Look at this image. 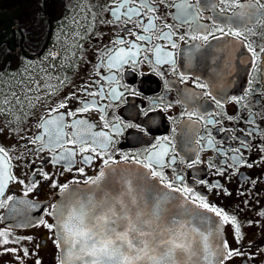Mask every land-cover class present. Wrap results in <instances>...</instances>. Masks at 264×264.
I'll use <instances>...</instances> for the list:
<instances>
[{
  "label": "snow or ice",
  "instance_id": "6c2138e0",
  "mask_svg": "<svg viewBox=\"0 0 264 264\" xmlns=\"http://www.w3.org/2000/svg\"><path fill=\"white\" fill-rule=\"evenodd\" d=\"M200 6L201 0H109L99 6L100 12L108 14L105 18L93 11L95 5L82 0L79 6L82 19L73 17L74 43L69 47L73 49V57L83 59L77 55L84 48L80 41L95 36L100 44L94 50L95 79L84 82L54 106L45 105L44 114L35 110L44 98L58 94L59 87L65 85L66 77L61 79L57 76V86L48 81L57 68L65 67L63 61L67 56L42 69L43 74L35 75L27 67L25 71L28 75L21 73L19 68L10 73L8 57L0 61V117L12 116L20 123L31 113L36 117V133L27 138L20 136L25 148L32 155L47 151L50 154L49 163L62 165L63 172L76 173L66 183H60L54 175L33 169L34 175L42 176L56 190L57 202L38 206L31 200L15 201L12 195H6V191L11 183L23 185L25 181L15 176L13 156L8 149L0 146V197L4 198L0 199V208L9 207V202L18 203L22 207H12L11 211L23 214L28 226L38 224L51 231L58 250L57 264H227L234 257L245 255L242 248L233 246L243 239L237 217L210 203L203 188L198 189L196 185H203L207 192L222 190L226 196L231 193L219 181L209 183L206 179H197L190 183L184 175L176 172V148L169 136L150 142L141 152L124 153L114 149L122 127L138 126L110 122L106 117V109L110 105L100 104V101L105 100L114 104L124 96L123 91L112 85L128 90L126 85H120V77L126 67L135 70L137 65L148 63L156 71V66L167 64L175 72L176 53L166 48L179 49L188 63L197 53L201 54L202 61L207 60L212 48L210 37L213 40L231 37L225 42L226 55L231 56L242 47L245 51L241 53L243 59L240 63L250 64V71L257 70L261 54L264 53V44H257L250 37L259 36L264 40V31H255V28L264 29V2L212 0L211 3H205L203 7L206 9L215 10L219 7L211 26L201 23L204 17ZM169 9L175 11L170 12ZM229 11L231 15H228ZM168 16L177 23H168ZM97 24L113 30L107 43H102L105 33L95 31ZM75 26L83 28L84 32L75 30ZM185 26L190 31L181 33L179 29ZM188 40L198 43L192 44L184 52L180 49L179 41ZM157 41L166 43L162 45ZM205 45L207 50L201 51ZM49 58L57 60L51 52L45 57ZM157 74L162 75L159 72ZM187 79L184 73L180 74L182 82ZM247 83L249 88L241 96L230 98L233 104L246 107L244 101L248 95L258 91L251 87L253 80ZM105 84L108 85L107 89ZM196 87L204 90L199 95L209 97L219 108L224 107L223 101L207 90L209 84L197 82ZM90 88L94 90L89 91ZM196 95L189 94L191 97ZM82 97L92 99L82 100ZM92 110L100 113L98 120L102 130H94L98 124L84 117L85 113ZM223 114L228 120L238 119L228 116L226 112ZM205 115L210 116L211 113L205 111L201 115L189 109L186 112L188 128L198 129L199 125L193 117L204 120ZM249 122L254 125L251 118ZM209 123L215 125L217 121L208 120L205 130ZM256 131L258 127L254 125L252 130L247 131V137L254 136ZM0 132H3L2 128ZM236 139L239 140V146L232 151L239 155L231 159L236 162L238 172L239 166L251 168L255 162L249 163L245 158V150L250 147L247 139ZM192 143L199 144L200 141H193L189 135L188 146ZM37 145L39 147H35ZM207 146L212 147L213 142L209 140ZM259 150L264 152V146ZM223 154L227 155L226 152ZM97 161L96 175L88 176L84 166L92 167ZM29 163L33 164L34 161ZM77 163L83 166L76 167ZM200 163L199 156H196L190 158L187 167L191 169ZM220 164L222 167L218 168L209 165L216 168L215 175L224 176L228 169L234 167L224 160ZM168 168H171V172L165 171ZM231 175L229 173V178ZM38 187V181L32 180L26 186L24 196ZM33 212L40 213L36 220L28 215ZM260 215L264 216V212ZM43 216L51 217L53 222L49 223ZM226 226L231 228L228 233L231 239L225 236ZM10 235L9 229L0 230V246L21 242L20 237L10 240ZM21 250L24 256L29 255L27 249H4L13 253ZM35 264H41V261L37 260Z\"/></svg>",
  "mask_w": 264,
  "mask_h": 264
},
{
  "label": "flooded vegetation",
  "instance_id": "af4514ba",
  "mask_svg": "<svg viewBox=\"0 0 264 264\" xmlns=\"http://www.w3.org/2000/svg\"><path fill=\"white\" fill-rule=\"evenodd\" d=\"M74 1L0 0V61L5 56L8 57L10 73L19 68L21 73L28 75L29 73L25 71L27 67L34 75L36 73L43 74L41 70L45 69L43 68L45 57L49 52L56 55L61 43L65 45V48L67 47V51L62 48V57L70 53L69 59L63 61L65 67L57 68L52 79L48 81L57 86L59 81L56 77L59 76L61 79L66 77V83L59 87L58 94L44 98L43 103L35 110L40 114H44L45 105L54 106L69 92L81 87L84 82L95 79L94 50L100 46L95 36L80 41L84 48L77 52V55L82 56L83 59H76L71 55L73 49L69 46L74 43L72 39L73 17L82 19L83 15L76 9L71 10ZM87 2L96 6L93 11H96L98 15L108 17L107 13L100 12L99 6L108 3L109 0H87ZM211 2L212 0H201L200 6L204 17L201 23H206L209 26L212 25L215 13L219 12V7L215 10L203 7L205 3ZM81 3L82 0L75 1L78 7ZM60 6L63 7V15L59 14ZM168 11L174 12L175 10L169 9ZM67 14H70V20L68 18L70 25L67 23ZM228 15H231L230 11ZM167 21L174 25L177 23L171 16L167 17ZM75 30L84 32V29L79 26H75ZM95 31L105 33L102 43H107L113 35V30L99 24L96 25ZM179 31L184 33L190 30L185 26ZM255 31L259 33L264 29L255 28ZM231 39V37H223L220 40H213L210 37L212 48L207 60L202 61L201 54L197 53L191 63L187 62L179 49L166 48V50L176 53L175 72L167 64L156 66V71L148 63L137 65L135 70L126 67L120 77V85H126L128 90L125 91L124 87L112 85L118 87L119 91H123L124 96L114 104L106 100L100 101V104L110 105L106 109V117L110 122L138 126L122 127L121 133L116 137L117 143L113 145L114 149H119L124 153L141 152L150 142H155L156 139L163 136H169L176 148V172L184 175L186 181L190 183L197 179H206L209 183L219 181L222 187L231 193L230 196L224 195L222 190L207 192L203 185L197 184L196 187L203 188L210 203L223 208L230 215L236 216L241 224L243 239L239 244H233V246L242 248L245 255L234 257L227 261V264H264V216L260 215L261 212H264V152L259 150L261 146H264V138H262L264 137V53L261 54V62H258L257 70L250 71V64L240 63L243 59L241 53L245 51L244 48H238L231 56L226 55L225 42ZM250 39L257 44H264V40H261L259 36L250 37ZM157 43L163 45L166 42L157 41ZM194 43L198 42L179 41L180 49L187 52ZM206 50L207 46L205 45L201 51ZM58 61H60V57ZM87 61H92V63H87ZM46 65L47 63H45V67ZM157 72L162 75H158ZM181 73L188 77L186 82L180 80ZM250 79L254 81L251 87L258 91L248 95L244 101L246 107L233 104L230 98L241 96L249 88L247 81ZM197 82L209 84L207 90L222 100L224 107L219 108L209 97L199 95L204 90L196 87ZM105 88H108L107 84H105ZM92 90L94 89H89V91ZM190 93L197 95L191 97ZM83 99H92V97H82ZM189 109L201 115H204L205 111L211 115H205L204 120L193 117L199 128L193 127L190 130L186 116ZM224 112L228 116H236L238 119L228 120L223 114ZM99 115L100 113L95 110L84 114V117L98 124V127L94 129L97 131L102 130L101 122L98 120ZM250 118L258 127V131L254 136L247 137V131L254 127L253 123L249 122ZM213 119L217 123L215 125L207 124V130H205L206 122ZM8 121L11 123L9 124ZM35 124L36 117L31 113L20 123H17L12 116L0 117V128L3 129V132H0V146L8 149L13 156L15 176L25 181L23 185L11 183L6 195H12L15 201L31 200L38 206H43L56 203L58 195L56 190L50 187L49 181L44 180L40 175L33 174V169H41L43 172L54 175L60 183H66L76 173L63 172L62 165L54 166L49 163L50 154L47 151L32 155L25 148L24 141L20 139V136L27 138L35 134ZM220 129H225V131H220ZM103 130L108 131V129ZM189 135L193 141H200V143H192L188 146ZM237 137L247 139L250 147L245 150V158L249 163L255 162L251 168L239 166L238 172L236 171V162L231 159L232 156L239 155L232 151L239 146ZM209 140L213 142L212 147L207 146ZM29 147L33 146L29 145ZM218 150L220 151L218 152ZM225 152L226 156L223 154ZM196 156H199L201 163L189 169L187 163L190 162V158L194 159ZM76 159L79 160V156ZM222 160L233 164L234 167L228 169L224 176L215 175L216 168H211L209 165H215L217 168L222 167L220 164ZM29 161H34V163L30 164ZM98 164L99 161L92 167L84 166L88 176L96 175ZM80 166L83 165L77 163L76 167ZM165 171L171 172V168L165 169ZM229 173H232L230 178ZM77 178L83 179L78 176ZM32 180L38 181L39 187L28 196H24L26 186L30 185ZM0 199L4 198L0 197ZM12 207L20 208L22 206L15 202H9V207L0 208V218H3L0 219V230L9 229L10 240L15 237L22 239L19 244L8 243L0 246V264H35L37 260H40L41 264H57L58 250L53 243L54 234L38 224L28 226L24 215L14 214L11 211ZM28 215L32 220H36L40 213L33 212ZM43 219L49 223L53 222L52 218L48 216H43ZM21 224L24 226H17ZM230 231L231 228L226 226L225 236L229 239H231L228 235ZM28 237L31 239H27ZM5 248L27 249L29 255L24 256L22 250L16 253L4 251Z\"/></svg>",
  "mask_w": 264,
  "mask_h": 264
},
{
  "label": "rangeland",
  "instance_id": "374dc122",
  "mask_svg": "<svg viewBox=\"0 0 264 264\" xmlns=\"http://www.w3.org/2000/svg\"><path fill=\"white\" fill-rule=\"evenodd\" d=\"M76 1V0H75ZM75 1L74 2H72V6H71V10H74V9H76L77 11H79V7H78V5H76L75 4ZM80 6V5H79ZM69 10V9H68ZM70 11V10H69ZM75 12V11H74ZM62 15H63V10H62V13H61ZM68 18H69V20H70V14H67V23H69V25H70V22L68 21ZM65 32V31H64ZM62 48H65V45H62V43H61V45L59 46V50H60V58L63 56V54H62V52L63 51H61L62 50ZM67 49V47L64 49V50H66ZM69 55H70V53L67 55V58L66 59H69ZM58 62V60H55V61H52L50 58L49 59H44V61H43V68H46L49 64H53V63H57ZM45 63H47V65H46V67H45ZM50 70V69H49ZM54 74V73H53ZM41 82H43V81H41Z\"/></svg>",
  "mask_w": 264,
  "mask_h": 264
},
{
  "label": "trees",
  "instance_id": "16d2710c",
  "mask_svg": "<svg viewBox=\"0 0 264 264\" xmlns=\"http://www.w3.org/2000/svg\"><path fill=\"white\" fill-rule=\"evenodd\" d=\"M58 9H59V14L61 15V13H62V10H63V7H62V6H60Z\"/></svg>",
  "mask_w": 264,
  "mask_h": 264
},
{
  "label": "water",
  "instance_id": "95a60500",
  "mask_svg": "<svg viewBox=\"0 0 264 264\" xmlns=\"http://www.w3.org/2000/svg\"><path fill=\"white\" fill-rule=\"evenodd\" d=\"M263 74H264V66H263ZM81 187H83V185H81ZM57 200H58V197H57Z\"/></svg>",
  "mask_w": 264,
  "mask_h": 264
}]
</instances>
